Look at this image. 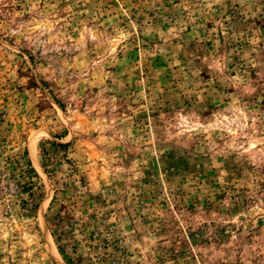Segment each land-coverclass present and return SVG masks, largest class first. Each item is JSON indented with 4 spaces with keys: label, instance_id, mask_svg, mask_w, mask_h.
Instances as JSON below:
<instances>
[{
    "label": "rangeland",
    "instance_id": "1",
    "mask_svg": "<svg viewBox=\"0 0 264 264\" xmlns=\"http://www.w3.org/2000/svg\"><path fill=\"white\" fill-rule=\"evenodd\" d=\"M264 264V0H0V264Z\"/></svg>",
    "mask_w": 264,
    "mask_h": 264
},
{
    "label": "trees",
    "instance_id": "2",
    "mask_svg": "<svg viewBox=\"0 0 264 264\" xmlns=\"http://www.w3.org/2000/svg\"><path fill=\"white\" fill-rule=\"evenodd\" d=\"M68 264H71V263L68 261Z\"/></svg>",
    "mask_w": 264,
    "mask_h": 264
}]
</instances>
